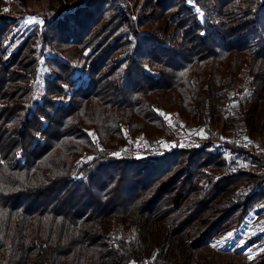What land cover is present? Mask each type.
Segmentation results:
<instances>
[{"label":"trees","instance_id":"obj_1","mask_svg":"<svg viewBox=\"0 0 264 264\" xmlns=\"http://www.w3.org/2000/svg\"><path fill=\"white\" fill-rule=\"evenodd\" d=\"M131 1L0 0V264H219L264 207V0Z\"/></svg>","mask_w":264,"mask_h":264},{"label":"rangeland","instance_id":"obj_2","mask_svg":"<svg viewBox=\"0 0 264 264\" xmlns=\"http://www.w3.org/2000/svg\"><path fill=\"white\" fill-rule=\"evenodd\" d=\"M125 6H130L132 3L131 0H122ZM52 0H6V3L2 5L4 11L8 12L9 10L14 12L16 16L23 20L24 26L30 25L35 21H38L39 16L45 10L49 3ZM43 90V83L40 82L38 86V92ZM170 117V115H168ZM262 122L264 123V116L261 117ZM171 122L179 123L181 126H184L185 121L180 119L178 116L173 115L170 118ZM174 123V124H175ZM257 123L255 120L250 123ZM173 124V125H174ZM258 124V123H257ZM256 125V124H255ZM218 128V129H217ZM223 128V122L218 125L215 129L217 133L218 130ZM178 133L181 136V144L184 143H194V138L205 136L201 131L196 132L189 127L186 129L178 130ZM238 140L241 141L244 145L250 146L247 150H251V146L255 145L254 154L260 156L261 161L259 160L258 164L263 162L264 159V127L260 129V127H256V129L251 133V135H247L245 133H241L238 135ZM157 137H155L154 141H156ZM257 150V153L256 151ZM264 206V205H263ZM264 229V207L262 211L255 212L248 216L246 222L236 231L220 236L212 241L213 247H210L208 250H200L197 252L195 256L196 262H199L198 258L210 259L214 255L215 258L220 256L222 261L219 264H225L231 260L232 264H250L252 259L261 251L264 245L255 247V245L247 244V241L256 236L259 232ZM206 251V252H204ZM208 257V258H207ZM240 257L243 259L241 260ZM193 261V262H194ZM230 263V262H229Z\"/></svg>","mask_w":264,"mask_h":264}]
</instances>
